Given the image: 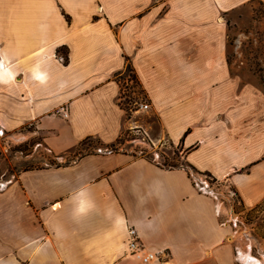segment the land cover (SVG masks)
I'll return each mask as SVG.
<instances>
[{"label":"crops","instance_id":"1","mask_svg":"<svg viewBox=\"0 0 264 264\" xmlns=\"http://www.w3.org/2000/svg\"><path fill=\"white\" fill-rule=\"evenodd\" d=\"M251 1L0 0V134L32 125L59 156L102 145L0 186V264H236L233 226L188 168L107 149L139 125L242 207L264 202V93L228 57L227 15ZM127 57L149 103L140 120L119 103ZM129 225L158 261L127 252Z\"/></svg>","mask_w":264,"mask_h":264},{"label":"rangeland","instance_id":"2","mask_svg":"<svg viewBox=\"0 0 264 264\" xmlns=\"http://www.w3.org/2000/svg\"><path fill=\"white\" fill-rule=\"evenodd\" d=\"M228 20V57L234 66L235 73L244 81L258 86L264 93V4L253 0L242 5L227 15ZM3 26H0V30ZM63 56V55H62ZM64 58V56H63ZM64 60V59H63ZM120 85V106L125 111L127 119L147 117L148 111L140 110L141 103L147 102V97L132 67L124 70L118 77ZM32 125H25L20 130L0 134V186H4L19 172L28 168L43 167L53 164L69 163L82 154L101 150L102 145L93 138H87L77 149L56 155L46 145L40 135H29ZM27 135V138H25ZM128 151L136 155L156 158L164 166L171 164L188 168L190 174L197 177L195 181L202 182L207 191L216 193L224 204L220 207V219L228 220L233 226L236 244V264H249L247 256L264 258L261 249L264 236V205L259 210L250 211L242 207L238 197L233 199L226 182L218 180L208 172L195 171L185 162V151L178 144L168 141L151 143L147 134L138 126L126 129L113 145L107 150ZM227 207V209H225ZM258 260V259H257ZM259 261V260H258ZM264 261V260H263ZM259 263V262H258ZM262 264V263H259Z\"/></svg>","mask_w":264,"mask_h":264},{"label":"built area","instance_id":"3","mask_svg":"<svg viewBox=\"0 0 264 264\" xmlns=\"http://www.w3.org/2000/svg\"><path fill=\"white\" fill-rule=\"evenodd\" d=\"M61 59L63 60V56H61ZM141 108L140 109H147L149 108V103L148 102H144L141 103ZM56 113L61 115L64 118H68L70 115V111H69V107L66 104H62L60 105L57 109H56ZM197 184V187L204 191V192H208V193H212V195H214L215 200H216V205L220 212H224V210H222L220 207H222V205L224 204V200H220L219 196L212 192V191H207V189L203 186V183L200 182L198 183L197 181H195ZM229 193L231 195L230 199H233L234 196L236 195L235 190L233 189V187L229 186ZM238 197V196H237ZM239 198V197H238ZM235 200V198H234ZM236 201V200H235ZM238 202L241 203L240 199H238ZM225 209H227V207H225ZM229 220V219H228ZM228 220H223L224 223H226ZM128 249L127 252L135 257H137L140 261H142L143 263H152L154 261H158L159 260V252L158 251H154L149 249L148 247H146L142 241L140 240V237L138 235L137 229L134 225H129L128 226Z\"/></svg>","mask_w":264,"mask_h":264},{"label":"trees","instance_id":"4","mask_svg":"<svg viewBox=\"0 0 264 264\" xmlns=\"http://www.w3.org/2000/svg\"><path fill=\"white\" fill-rule=\"evenodd\" d=\"M63 56H64V61L67 62V61H68V54H67V52H63ZM126 67H127V68H131V67H132L128 57L126 58ZM86 139H87V138H86ZM86 139H84L82 142H84ZM82 142H81V143H82ZM163 165H164V164H163ZM175 166H177V165H176V164H171V165H170V167H175ZM178 166H179V165H178ZM263 205H264V202H262V203L256 205L255 207L251 208L248 212H250V211H255V210L259 209L260 207H262ZM241 206H242V205H241Z\"/></svg>","mask_w":264,"mask_h":264},{"label":"bare ground","instance_id":"5","mask_svg":"<svg viewBox=\"0 0 264 264\" xmlns=\"http://www.w3.org/2000/svg\"><path fill=\"white\" fill-rule=\"evenodd\" d=\"M247 259L249 260V264H259L258 260L253 258L252 256L251 257L247 256Z\"/></svg>","mask_w":264,"mask_h":264}]
</instances>
